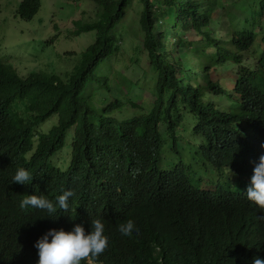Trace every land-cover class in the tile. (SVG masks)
Returning <instances> with one entry per match:
<instances>
[{"label":"trees","instance_id":"obj_1","mask_svg":"<svg viewBox=\"0 0 264 264\" xmlns=\"http://www.w3.org/2000/svg\"><path fill=\"white\" fill-rule=\"evenodd\" d=\"M91 1L95 16L75 21L68 37L94 32L96 38L64 76L38 68L20 74L1 56L0 45V264H38L34 245L47 229L99 216L115 227L101 264H249L252 256L213 249L207 228L193 224L199 217L187 208L199 194L192 174L203 159L223 165L255 155L257 148L264 154V147L244 155L221 149H246L255 142L250 136H264V0H245L251 8L243 11L235 0ZM135 2L146 69L137 53L130 64L117 58L125 52L122 30ZM41 7L42 0H21L15 16L31 21ZM244 60L230 92L237 111L226 112L211 97L217 89L225 95L215 76ZM127 87L146 88L152 108L116 97ZM127 106L142 113L110 116ZM184 140L196 148L192 159L181 155L174 167H163L162 147L170 143L179 155ZM66 152L71 164L62 171L52 158ZM19 167L32 174L26 185L13 183ZM61 189L75 192L68 212L19 207L25 195L56 203ZM128 219L136 230L123 236L118 225Z\"/></svg>","mask_w":264,"mask_h":264},{"label":"clouds","instance_id":"obj_2","mask_svg":"<svg viewBox=\"0 0 264 264\" xmlns=\"http://www.w3.org/2000/svg\"><path fill=\"white\" fill-rule=\"evenodd\" d=\"M211 91L212 98L213 95L222 96L216 94L219 93L218 89ZM213 101L215 102L214 99ZM237 107H230L231 112H236ZM239 129L246 132L245 125ZM250 138L255 142L246 149H221L235 150L244 155L252 148L264 147V136ZM60 155L55 154L52 158L53 165L67 171L70 165L66 169L55 165ZM160 159V162L167 160L163 155ZM201 165L203 166L195 168L192 174V180L198 175L196 179L199 182L194 185L199 194L195 195L196 199L187 208L190 216L194 213L199 217L198 223L192 219L193 224L207 228L208 235L205 239L213 249L224 254L249 255L253 257L249 264H264V154L257 148L255 155L243 156L240 162L214 165L203 159ZM133 174L135 175V171ZM202 176L203 179H200ZM30 180L32 174L23 167H19L13 177V183L21 185L28 184ZM205 181L210 185H203ZM61 192L56 197V203L42 194L25 195L19 207L22 210L29 207L46 210L51 215L56 213L58 206L68 212L69 201L75 196V192L63 189ZM118 230L123 236H131L136 230L135 222L128 219L118 225ZM114 237L115 227L109 217H86L69 227L47 229L39 236L34 252L39 256L38 264H101L99 258Z\"/></svg>","mask_w":264,"mask_h":264},{"label":"rangeland","instance_id":"obj_3","mask_svg":"<svg viewBox=\"0 0 264 264\" xmlns=\"http://www.w3.org/2000/svg\"><path fill=\"white\" fill-rule=\"evenodd\" d=\"M20 3L21 0H0L1 56L23 75L35 68L50 73L55 72L61 76L70 73L79 61L80 54L94 42L96 35L94 32H89L70 38L68 36L76 28L75 21L84 19L88 21L95 16L96 5L91 0H42L39 13L33 20L25 22L15 16ZM233 4L238 5V9L242 11L251 8L247 6L245 0H235ZM139 11H141V6L137 3L129 9L122 30L125 31V36L124 42L121 41V44L122 47H125V52L117 58L127 62L130 56L137 53L142 58V69H146L147 65L144 62L148 61V53L146 51L138 52L139 45L143 43V33L139 26ZM262 19L264 20V17ZM71 52L76 54L72 55ZM128 64H130L129 61ZM123 65L124 63H119L117 66L123 67ZM240 65L245 67L246 60L241 64H232L230 69L221 71L218 76H215L217 80L222 82L225 95H213V99L217 106H221L225 111L230 107H237L235 95L231 97L230 92L236 84L238 74L241 72ZM126 90L132 92L131 96H128ZM134 90L139 89L127 87V89L124 88L115 95L126 103L130 100H137L141 107L145 105V109L150 110L154 99L148 93V90L146 88H144V91L142 90L143 92ZM101 94L103 95V92ZM100 101L99 97L97 104H100ZM112 101H114V98L110 96L109 102ZM139 109V107L127 106L121 114L116 111L113 116L120 120L126 119L142 113ZM189 121L186 116L183 122L189 124ZM43 128V131H48L50 124L45 125ZM200 140V138L197 139L196 148L199 147ZM166 141L170 142L168 138H166ZM183 142L191 143L186 140L180 141L178 147L182 154L179 152V155L171 151L173 145L170 143L162 147V150H164L162 155L167 158V160L161 162L163 167L167 166L166 164H170V167H172L174 163H179L178 159H181L179 157L181 155L185 161L192 159L191 152L195 151L196 148L192 147V144L185 145ZM70 159L69 152L63 153L57 158L55 165L66 169L70 165ZM200 179H203V176ZM203 185L209 186L210 184L205 181Z\"/></svg>","mask_w":264,"mask_h":264}]
</instances>
